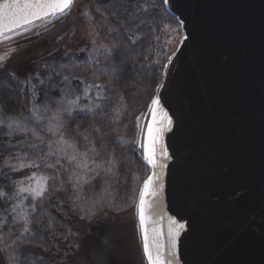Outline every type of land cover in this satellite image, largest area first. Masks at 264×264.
<instances>
[{"label": "water", "instance_id": "95a60500", "mask_svg": "<svg viewBox=\"0 0 264 264\" xmlns=\"http://www.w3.org/2000/svg\"><path fill=\"white\" fill-rule=\"evenodd\" d=\"M164 7L181 36L153 96L172 124L161 138L167 157L158 156L161 189L146 228L160 234L167 254L171 221L184 224L174 264H264V0H169ZM58 18L0 23V46ZM9 52L0 50V69ZM150 120L148 107L139 123L146 129ZM144 163L145 180L153 170ZM135 217L147 264L136 206Z\"/></svg>", "mask_w": 264, "mask_h": 264}, {"label": "trees", "instance_id": "16d2710c", "mask_svg": "<svg viewBox=\"0 0 264 264\" xmlns=\"http://www.w3.org/2000/svg\"><path fill=\"white\" fill-rule=\"evenodd\" d=\"M75 8L88 13L91 37L95 43L103 45L102 49L92 61L86 54H69L53 60L47 67L45 77L32 80L35 95H39L37 102L43 107L48 103H55L72 88L76 91L78 108L71 109V115L69 112L63 113L62 120L66 127L62 131L66 138H75L76 146L81 152L91 146L83 139V134H86L99 152V156L89 153L97 163L114 159V175L110 180L114 199L117 203H126L147 176L148 168L138 146L122 143L119 137L129 122L137 117L141 119L147 112L150 101L159 88L173 46L177 44L181 34L180 25L165 10L164 0H75L71 12ZM113 45L116 47L113 48ZM62 63L70 64V68L62 71ZM65 77L68 79L64 80ZM77 79L82 80L83 85H78ZM95 84L103 87H91L87 91L89 98H81L85 94V87ZM97 105L100 107L97 108ZM0 112L4 116L25 114L22 84L8 70L0 72ZM4 132L0 131V144L7 145L10 141L13 147L0 150V164L9 152L14 154L20 150V141L6 136ZM42 134L45 136L43 131ZM47 136L50 138L49 134ZM27 142L40 143L32 136L27 138ZM41 147L43 152L48 151L46 144ZM24 150L28 151L27 147ZM55 160L56 157L48 158L49 163ZM37 163L40 164V161ZM61 164L71 167L63 160ZM34 171L39 175H50L53 170L41 166L33 169ZM10 172L8 168L0 170V187L9 195L14 191ZM3 173L10 180L5 179ZM63 178L67 179V175ZM72 184V181L67 183L66 190L58 193H51L50 190V194L39 202L36 212H31L29 208L30 233H22V220L13 225L14 234L9 243L17 240L19 248L28 254L25 264H53L48 252L54 241L57 240L60 245L65 241L68 244L77 241L78 231L71 219L80 216L81 212L79 200L73 198L76 191ZM23 195L27 198L22 207L36 203L31 201L28 194ZM19 199L1 198L0 212L7 216L9 224L14 215L9 214V206L16 204ZM3 231H8L7 225ZM28 245H35L44 253L30 251L26 248ZM0 246L6 262L17 254L16 245L8 249H4L2 243Z\"/></svg>", "mask_w": 264, "mask_h": 264}, {"label": "rangeland", "instance_id": "374dc122", "mask_svg": "<svg viewBox=\"0 0 264 264\" xmlns=\"http://www.w3.org/2000/svg\"><path fill=\"white\" fill-rule=\"evenodd\" d=\"M84 13V10L75 8L73 12L5 43V45L10 44L7 46V50L10 51L11 58L7 66L0 69V72L8 70L9 73L20 80L24 94L25 114L4 116L0 112V116L5 118L6 123L8 118L18 119L22 127L32 130L28 132L18 131L11 136L20 142L25 141L23 144L18 143L21 151H25L24 149H26V144L28 143L27 138L29 136L33 137V131L38 132L46 141L51 139V141L55 142L59 138V133L54 135L53 132L48 131L46 127L47 120L42 121L39 126L35 123L36 117L40 113L37 112L36 116H33L34 109H43L45 105L42 107L37 102L39 95L33 97L34 85L32 80L35 78L40 80L45 77L47 67L53 63V60L64 58L69 54L78 56L86 54V57L92 61L98 57L102 49L103 45L95 43L92 39L88 16ZM175 46L173 47L175 48ZM60 67L63 71L70 68V64L62 63ZM68 83H71L70 80H68ZM76 83L83 85L82 80L79 79L76 80ZM72 89L62 94L65 99L61 97L55 103L46 105L50 108H70L66 100H76L78 106L76 91ZM81 98H89V95L83 94ZM77 106H71L70 110ZM64 112L67 111H61L60 113L61 120ZM48 115L51 116L52 112L50 111ZM138 125L142 126V123H139L136 119L129 122L121 133L119 140L122 143L137 145L141 132V128ZM3 128V131H7L6 124ZM42 131L45 136H43ZM47 134L50 135V138H48ZM103 162L104 168L109 167L107 162ZM89 167L95 171L83 174L84 180L95 178L91 179L88 184L81 182L82 189L79 191L80 199H78L81 214L71 219L73 226L78 231L77 241L74 244H68L65 241L62 245L58 244L57 240L54 241V245L48 252L52 263L143 264L139 250L135 217V205L141 183L137 186L134 195L129 201L117 203L114 199V190L110 184L114 174H106L97 169L96 164L89 163ZM77 171L79 172L80 170L77 169ZM96 171H100L98 177L95 175ZM34 172L39 176L38 172ZM32 173L33 169H23L19 172H10V176L12 181H15ZM75 181L76 177L73 176L72 182L75 183ZM29 183V181H25V185ZM75 191L77 193V189ZM26 248L30 251L44 253L41 248L35 245H28ZM4 258L5 256L0 246V264H9V261L6 262Z\"/></svg>", "mask_w": 264, "mask_h": 264}, {"label": "snow or ice", "instance_id": "6c2138e0", "mask_svg": "<svg viewBox=\"0 0 264 264\" xmlns=\"http://www.w3.org/2000/svg\"><path fill=\"white\" fill-rule=\"evenodd\" d=\"M75 0H2L0 2V23H3L5 27L8 24L19 26L21 24H30L34 19H40L44 17H52L53 19L65 16L71 12L72 6ZM169 0H164V4L167 5ZM100 9L98 8L97 11ZM88 15L87 12L84 13ZM167 27V26H166ZM135 42V41H134ZM116 45H113L115 48ZM171 60V57L169 58ZM68 78L65 77L64 80ZM95 87L101 89L103 85L95 84L85 87L84 92L87 94L89 88ZM35 92L33 90V97ZM62 99H65L62 97ZM66 103L70 106H77L76 100H66ZM161 102L158 97H154L151 100L149 106V112L151 114V120L147 124L146 129L138 125L143 133V141L138 140L137 145L142 149V159L151 167L152 174L143 181L142 187L139 189L138 202L136 203V213L139 221L140 233L142 238L143 255L147 260V264H174L175 260V248L176 237L179 235V230L184 228V224L176 225L175 221H171L173 228L169 230V246L167 248V254H165L164 245L160 243V234L153 229V234L150 236L146 225L148 219L156 214V200L159 196L161 184L159 169H162L164 165L158 159V156L167 157V151L161 144V138L166 129H170L172 120L169 118L168 113L160 106ZM97 108L100 106L97 105ZM70 108L52 107L45 105L43 109H34L33 116L39 112L40 115L36 117L35 123L37 126L42 121L47 120L46 127L49 132H53L55 135L59 133L57 141L53 142L51 139L45 140L36 131H33V137L35 140H39L40 143H27L26 147L28 151L17 150L14 154L9 152L4 157L3 163L0 164V170L8 168L11 172H19L23 169H36L43 166L44 168L52 169L50 175H37L33 172L31 175L25 176L19 180L11 181L10 177L3 173L5 179H9L14 185V191L11 195L7 194L0 189V198L7 197L8 200L20 199L14 205L9 206V214H14L12 223L9 224L7 216L0 212V243L4 245V249L11 248L12 245H16L17 254L9 258V264H25L28 259V254L23 252L19 248L17 240H12L9 243L10 238L13 236V225L17 221L22 220L23 227L22 233L28 234L31 229L29 227L31 221L29 219V208L31 212H36L39 206V202L42 201L46 195L51 193H58L62 190H66L65 185L72 181V177H76L75 183L72 184L74 189H77L74 199H80L79 191L82 189V183L88 184L90 180H84L83 174L95 171L89 167V163L96 164V168L105 172L106 174H114L113 168L115 167V161L113 158H109L107 164L109 167L104 168L103 163H97L95 159H91L89 153L99 156V152L94 146V142L89 141L88 136L83 134L84 141L88 142L91 146L85 151L81 152L76 146L75 138H66L62 129L66 127L65 123L61 120V111L69 112ZM78 108V106H77ZM80 111H90V109H79ZM52 112L49 116L48 113ZM31 119V118H30ZM140 117H137L139 121ZM6 124L7 131L4 134L8 137L16 134L18 131H32L27 127H22L21 122L18 119L8 118L7 123L5 118L0 116V131H3V126ZM20 143H25L21 141ZM48 148L47 152H43L42 145ZM13 145L9 141L7 145L0 144V150L5 148H12ZM56 157V160L52 163L48 162V158ZM64 161L67 166H63L61 161ZM40 161V164L37 163ZM77 169L80 171L78 172ZM67 175V179L63 177ZM96 177L100 175V171H96ZM25 181H29L28 185H25ZM52 181V184H49ZM58 181V183H57ZM82 182V183H81ZM28 194L31 201L36 203H30L27 207H22L24 203V197L22 194ZM7 225L8 231L4 232L3 229ZM174 229V230H173ZM19 239V238H17Z\"/></svg>", "mask_w": 264, "mask_h": 264}, {"label": "flooded vegetation", "instance_id": "af4514ba", "mask_svg": "<svg viewBox=\"0 0 264 264\" xmlns=\"http://www.w3.org/2000/svg\"><path fill=\"white\" fill-rule=\"evenodd\" d=\"M7 46H4V44H1V46H0V50H7ZM10 49V48H9ZM8 51V50H7Z\"/></svg>", "mask_w": 264, "mask_h": 264}]
</instances>
